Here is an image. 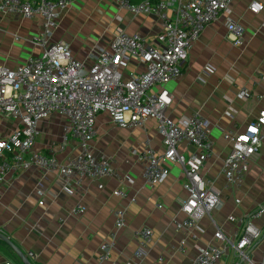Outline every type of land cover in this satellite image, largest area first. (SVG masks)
Returning <instances> with one entry per match:
<instances>
[{
	"label": "crops",
	"instance_id": "0c3cea01",
	"mask_svg": "<svg viewBox=\"0 0 264 264\" xmlns=\"http://www.w3.org/2000/svg\"><path fill=\"white\" fill-rule=\"evenodd\" d=\"M251 1L233 0L229 11L209 23L189 48L181 76L166 84L172 95L166 111L171 120L178 121L197 112L209 122L212 151L201 173L220 191L221 207L211 215L226 234L233 230V225L226 220L228 215H250L264 202V137L239 185H229L220 171L230 148L224 134L244 130L264 110V80L260 78L264 72V0H257L263 4V10L257 14L248 9ZM227 20L241 26V45L227 39ZM161 26L157 16L134 15L113 0H77L61 13L58 27L47 42H68L75 58L90 63L95 51L106 48L119 31L139 34L158 45L156 35ZM40 29V17L0 14V64L14 68L28 57L38 55L41 48L27 39ZM15 34L19 39L14 38ZM206 65L212 67L211 72H204ZM141 69L139 63L131 60L125 73ZM241 89L247 92L242 98L238 96ZM65 122L57 113L41 121L34 148L45 155L53 153L60 161L75 156L78 148L72 138L64 147L61 145ZM14 126V120L0 115V137L7 136ZM94 128L93 151L111 156L113 167L122 178L129 176L132 183L115 178H103L99 182L85 178L80 188L68 194L62 190L55 172L44 174L33 166L25 172L9 173L6 182L0 185V233L31 264H95L100 245L108 240L113 229L114 211L118 209L124 211V226L117 230L107 264L127 260L135 264H191L200 247L207 243L221 245L214 240V227L205 216L198 222L201 231L194 234L176 227V222L184 219L180 206L187 197L182 186L185 179L177 164L170 165V173L161 183L154 186L144 183L143 161L139 155L145 139H149L154 149L162 148L154 119H149L144 128L122 129L102 112L97 115ZM178 150L187 155L193 148L181 143ZM98 183L102 184L101 188ZM39 184L46 189L43 204H39L41 198L37 195ZM116 188L124 190L127 199L114 196ZM132 197L135 201H129ZM77 205L84 210L74 212ZM252 221L260 230V237L248 254L252 260L259 261L264 255V215ZM143 228L152 231L151 242L146 255L135 260L136 232ZM29 252L35 256L30 257ZM6 262L23 264L0 240V264ZM217 264L246 262L228 248Z\"/></svg>",
	"mask_w": 264,
	"mask_h": 264
},
{
	"label": "built area",
	"instance_id": "2783aa9c",
	"mask_svg": "<svg viewBox=\"0 0 264 264\" xmlns=\"http://www.w3.org/2000/svg\"><path fill=\"white\" fill-rule=\"evenodd\" d=\"M77 0H0L1 15H20L25 18L40 17V31L27 40L41 48L38 55L30 56L14 68L0 64V115L15 122L11 132L0 137V185L6 182L9 173L28 171L31 167L41 169L44 174L55 172L64 192L72 194L80 188L85 178L99 182L103 178L124 179L113 167V158L97 155L92 148L95 135V121L99 113H106L112 123L122 129L144 128L149 119L155 120V130L161 140V150L154 149L145 139L140 157L143 161L142 178L148 186L164 181L170 173V165L177 164L184 176L183 188L187 197L180 209L184 214L176 227L198 232L202 216L209 218L214 227V240L200 247L191 264H217L228 248L246 264H264V255L259 261L249 257L248 250L260 237V230L252 219L264 215V202L250 215H228L226 220L233 225L230 234L224 233L211 215L221 207L220 191L206 179L201 168L212 151L209 139L208 120L194 113L178 121L171 120L166 111L172 95L166 84L181 76V66L186 60L189 48L199 39L204 28L230 9L233 0H113L121 8L134 15H155L161 23L156 35L158 45H153L139 34L119 31L106 48H98L90 63L75 58L70 44L63 40L48 43L58 27L61 13ZM248 9L257 14L263 4L252 0ZM227 39L234 45L243 43L241 26L232 20L226 21ZM14 38L19 39L18 35ZM131 60L142 67L139 71L125 73ZM206 65L204 72H211ZM264 80V72L260 73ZM156 88V89H155ZM247 92L241 89L239 97ZM53 113L64 117L61 145L64 147L72 138L78 153L65 161L55 154H43L34 148L40 134L39 124ZM264 137V110L244 130L225 133L230 148L222 160L220 171L229 185H239L248 169L249 161L262 143ZM185 143L193 151L187 155L178 150ZM136 151H134L135 153ZM101 188L102 184L98 183ZM46 192L38 185L37 195ZM113 195L127 199L124 190L116 188ZM135 201V198H129ZM239 202V200H235ZM77 205L74 212H82ZM124 211H114L115 221L99 247L95 264H107L109 251L117 236V230L124 226ZM138 248L133 254L136 260L146 255L151 242L152 231L143 228L137 231ZM30 257L35 255L28 253ZM5 264H13L6 262ZM111 264H135L134 261L112 262Z\"/></svg>",
	"mask_w": 264,
	"mask_h": 264
},
{
	"label": "water",
	"instance_id": "95a60500",
	"mask_svg": "<svg viewBox=\"0 0 264 264\" xmlns=\"http://www.w3.org/2000/svg\"><path fill=\"white\" fill-rule=\"evenodd\" d=\"M0 240L6 243L22 260L23 264H31L29 259L19 250V248L6 236L0 233Z\"/></svg>",
	"mask_w": 264,
	"mask_h": 264
}]
</instances>
